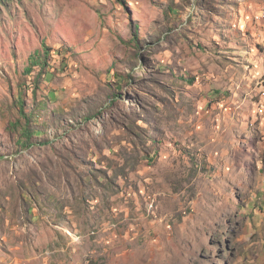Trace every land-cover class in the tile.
<instances>
[{"label":"rangeland","instance_id":"374dc122","mask_svg":"<svg viewBox=\"0 0 264 264\" xmlns=\"http://www.w3.org/2000/svg\"><path fill=\"white\" fill-rule=\"evenodd\" d=\"M262 14L0 0V264H264ZM140 118L160 137L122 131Z\"/></svg>","mask_w":264,"mask_h":264},{"label":"crops","instance_id":"0c3cea01","mask_svg":"<svg viewBox=\"0 0 264 264\" xmlns=\"http://www.w3.org/2000/svg\"><path fill=\"white\" fill-rule=\"evenodd\" d=\"M192 51H196L195 49H194V46L192 47V49H191ZM254 51H256V50H254ZM248 67H250V66H248ZM177 72L175 71V73H173L172 72V70H171V72H170V74L168 75V77L170 78V84H168L167 85V89H168V91H170L171 93L169 94V97H168V99H169V101L171 102V101H174L176 104L179 102V100H176V94L175 93H177L178 92V90H176V86L178 85V81L176 82H173L175 79H176V76L177 75H179V74H177ZM180 77H183L182 75L180 76ZM190 81L192 82L191 84H188V82L186 83V84H188V85H194V83H195V81H196V79L194 80V79H190ZM184 82H186V81H184ZM214 86H215V84H214ZM170 87H171V89H170ZM238 87H240V86H238ZM210 88H212V87H210ZM172 90V91H171ZM212 91H218V88H216V86H215V88H213V89H211ZM234 91V90H233ZM244 91H246L245 89H244ZM225 93H227V92H225ZM235 94L236 93H240V92H238V91H236V92H234ZM243 93V92H242ZM247 93V92H246ZM226 95V94H225ZM244 97V94L242 95V98ZM185 98H186V96H185ZM230 98V97H229ZM228 98V99H229ZM242 98H241V100H240V103H241V101H242ZM167 102H169L168 100H166ZM169 102V103H170ZM155 105L158 107L159 105H161L162 107L163 106H165V102L163 101V100H160V101H158V103L157 102H155ZM242 105V104H241ZM240 107V106H239ZM239 107H237V109L236 108H233L232 109V111H231V114L233 113V112H235V114H234V116H232L231 115V117H235L236 115H238V114H240V116H239V120H240V124H239V128L241 127V112L239 111ZM223 115H224V113H223ZM229 114H225V116H228ZM220 116H222V115H220ZM261 118H263V120H262V124L264 123V115H262V117ZM231 119V118H230ZM230 121V120H229ZM228 121V122H229ZM230 123H233V119L231 120V122ZM154 125V126H153ZM174 126H176V122L174 123H172L171 125H170V127L168 128L169 130H168V132L170 133L172 130L174 131L175 129H174ZM145 127H148V131L149 132H152L153 133V135H154V138H156V137H160V134L162 133V131L159 129V126H158V122H153L151 119L150 120H148V121H144L143 119H138L137 120V126H129L128 125V123L126 122L125 123V126L123 127V129H122V131H126V132H130V133H132V134H135V135H138V133L139 132H143V130H145ZM150 128V129H149ZM156 132V133H155ZM247 136H250V134H247ZM246 136V134L244 135V136H238V135H235V137L233 138L232 136H222V137H224V138H222L223 140H224V146H225V149H230V145L232 144V143H234L235 144V141H237V142H239V144L240 143H242V141L247 137ZM229 140H231V142H229Z\"/></svg>","mask_w":264,"mask_h":264},{"label":"trees","instance_id":"16d2710c","mask_svg":"<svg viewBox=\"0 0 264 264\" xmlns=\"http://www.w3.org/2000/svg\"><path fill=\"white\" fill-rule=\"evenodd\" d=\"M43 47H44V50H45V53H44V54H45L46 57H47V55L50 53V52H49V47H48L47 45H45V44H43ZM31 60H32V62H31V64H30V68H29V71H30V72L33 70V67L41 66L42 68H44V66H46V62L43 60V55H42L41 51H39L38 54H37L36 56H33ZM117 97H118V96H117ZM114 99H117V98L114 97L113 100H114ZM116 102H117V101H116ZM21 104H23V106H24V102H23V101H21ZM21 109H22V108H21ZM22 110H24V109H22ZM26 133L30 135L31 131L28 129V130L26 131Z\"/></svg>","mask_w":264,"mask_h":264},{"label":"built area","instance_id":"2783aa9c","mask_svg":"<svg viewBox=\"0 0 264 264\" xmlns=\"http://www.w3.org/2000/svg\"><path fill=\"white\" fill-rule=\"evenodd\" d=\"M261 17H264V14H262V16H260V18H261Z\"/></svg>","mask_w":264,"mask_h":264}]
</instances>
